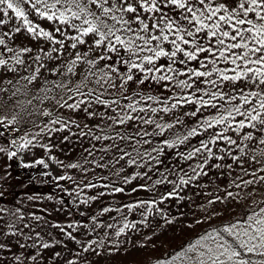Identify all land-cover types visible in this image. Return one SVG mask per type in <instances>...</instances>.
Here are the masks:
<instances>
[{"label": "snow or ice", "instance_id": "snow-or-ice-1", "mask_svg": "<svg viewBox=\"0 0 264 264\" xmlns=\"http://www.w3.org/2000/svg\"><path fill=\"white\" fill-rule=\"evenodd\" d=\"M0 129V180L15 159L42 166L71 197L43 215L0 205V264L114 256L126 230L163 218L161 205L183 201L184 188L210 173L254 196L264 186V0H0ZM56 139L73 146L66 156L78 145L79 157L52 155ZM35 149L44 155L24 162ZM162 157L175 161L178 182L156 169ZM154 171L161 178L152 181ZM165 184L171 190L159 193ZM225 192L208 205L239 196ZM107 198L117 206H101ZM73 210L84 219H71ZM53 212L69 219L54 222ZM113 212L119 227L104 219L116 221ZM155 264H264V198Z\"/></svg>", "mask_w": 264, "mask_h": 264}, {"label": "rangeland", "instance_id": "rangeland-1", "mask_svg": "<svg viewBox=\"0 0 264 264\" xmlns=\"http://www.w3.org/2000/svg\"><path fill=\"white\" fill-rule=\"evenodd\" d=\"M2 142H4V140L0 138V143ZM52 143L57 144L58 147L54 148L51 154L57 156L59 159L68 162L69 160L74 161L79 157L78 145L75 146L73 151L68 153V155L66 156L65 153L68 152L69 148L73 147L72 145L60 144L58 139L53 140ZM60 149H63V151H61ZM34 151L36 152V156L34 157L30 153L26 154L24 156V162H31L35 158H40L44 155L43 151L40 149H35ZM167 152L169 153V155H174L175 150H167ZM162 159L164 160V162L156 166L158 172L163 173L165 176L168 177V179L178 182V175L169 174V170H171L172 172H178V169L175 167V161L166 157H162ZM15 161H17L18 166L19 161ZM5 162L6 157L0 158V176L4 175L3 166ZM49 163L51 165L53 175L60 172V169H58L56 165L51 164V162ZM17 166L12 164V167L9 169L11 175L4 180H0V192L4 193L3 197L0 198V205H4L10 208L27 205L25 211H35L38 215H43V213L39 211V209L41 208H48L49 210H52L54 208L60 207V205L55 202V197H53L52 201H49L46 199V196L40 195L34 191H30L29 189H24L20 191L21 186H23L24 181L27 180L26 178H28V174H30V172L19 171L21 174L20 177L14 169ZM184 167L186 168L187 165L185 164ZM128 171L130 172L132 170L129 169ZM150 175H152V181L161 178L159 175H157L155 171L153 173H150ZM179 175H183V173H179ZM17 176L19 178H17ZM248 178L249 177L247 176L244 177V179ZM67 183L68 182H66L65 184ZM195 183L196 182L194 181L193 184ZM199 183L200 185H202V187L194 188L189 185L184 188V191L180 193L182 196L185 197L183 201L176 202L175 200H168L163 205H161L160 207L164 211L163 218L159 214H156L154 216L149 217L147 226L145 224H138L136 229L126 230V233L118 238L121 243L119 253L111 257L107 256V254L101 257H93L92 259H94L95 264H134L136 262L138 263L141 258L150 255L149 253L152 252L157 242H161L167 238H172L178 232L177 226L189 225L194 219H204L206 216H211L213 218L219 217L221 214H229L231 212L234 214L237 210H239L240 205L242 206L240 209H243L244 202L242 203L241 198H246V196L244 195V190L251 191V189H240V192H234V194L239 193V196H237L235 200H233L232 198H226L223 200V202H217L214 206H212L208 205V199H215L217 195L221 197H226L225 189L228 187V180L225 178V176L221 178L218 174L215 178H213L212 174L210 173L208 177L199 178ZM217 186H219V191H217ZM157 188L159 193H163L171 190L172 185H159L157 186ZM262 192H264V186H260L256 191V193L258 194ZM140 195L143 197L145 195L151 194L141 193ZM242 195L244 197H242ZM28 196H33L34 201H28ZM39 198L44 199L41 200ZM124 199L127 200L128 198L125 197ZM110 200L111 198H107L106 204L101 206L116 207V204L108 202ZM18 201H21L22 203L18 204ZM65 206L67 205L65 204ZM213 207L219 215L212 216V213L211 211H209V209ZM74 213L76 212L73 210L71 219L75 218L73 216ZM111 216H116V221H112L111 219H108V217H105L104 219H107L109 223H116L117 227L121 226L122 221L120 220V216L116 212L111 213ZM49 219L53 220L54 222H64L69 219V217L67 212H53L52 216L49 217ZM83 219V217H79V220ZM141 219L142 217L136 214L128 215L129 221H139ZM165 219L172 220L173 222L171 224H166ZM207 220L208 219H204V221ZM99 235L100 238H103L102 231L99 233ZM148 237H151V239H148ZM92 238L95 239V235H93ZM113 239L116 238L113 237ZM141 244L146 245V247L141 248ZM142 250L145 252V256H143Z\"/></svg>", "mask_w": 264, "mask_h": 264}, {"label": "trees", "instance_id": "trees-1", "mask_svg": "<svg viewBox=\"0 0 264 264\" xmlns=\"http://www.w3.org/2000/svg\"><path fill=\"white\" fill-rule=\"evenodd\" d=\"M20 135H23V133L22 132L6 133V136H8L9 138H15ZM2 139L4 140V138ZM192 143L196 144L197 143L196 139H193ZM179 150L186 151L187 149L184 146H181ZM12 164L17 166V161L13 160ZM17 167H15L14 169L16 173L18 174V176L20 177H21V174L19 171L30 172V174H28V178H26L27 180H25L23 186H21L20 191L24 189H29L30 191H34L46 197L51 195L52 197H55L54 199L56 200L63 198V200L65 201V204L68 206V201L71 199V197L67 196L60 189H57L55 187V181H53L51 177H45L39 174L42 171H44L42 166H37L36 168H29V169H23V168H20V167L17 168ZM237 172H239V170H237ZM18 176L17 178H19ZM225 178L228 180V182L231 179V177H229L227 173L225 174ZM60 183L65 184L66 182L61 181ZM237 183L239 182L237 181ZM226 189L227 191H231L233 193L235 191L240 192V189L234 186L233 187L228 186ZM248 192L249 191L244 190V195L246 196V198H241L242 203L244 202V208L249 207L252 204L253 200H260L261 198H264V192L259 193V194L256 193L254 196H248L247 195ZM242 197L244 196L242 195ZM13 199H16V198H13ZM39 199L42 200L44 198H39ZM241 207L242 206L240 205L239 210H237L234 214L232 212L229 214H221L219 217H213L211 218V220L204 221V223L200 225L192 224V227H188V225L177 226L178 232L172 238H167L161 242H157L155 244L154 249L152 250L151 253H149L150 255L148 256H145L144 255L145 252L142 250L143 256L145 257L141 258L138 263L136 262L134 264H155V261L157 258H160V259L168 258L170 254L177 251L182 244L187 243L189 240H194L195 236L198 233H202L205 229H210V227L220 225L222 221L227 222L229 219L235 220L239 216L241 211L244 209V208L240 209ZM73 216L76 218V219L75 218L73 219L79 220L80 216L77 213H74Z\"/></svg>", "mask_w": 264, "mask_h": 264}]
</instances>
